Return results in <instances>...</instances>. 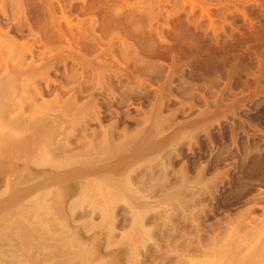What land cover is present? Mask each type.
Wrapping results in <instances>:
<instances>
[{
	"label": "rangeland",
	"instance_id": "obj_1",
	"mask_svg": "<svg viewBox=\"0 0 264 264\" xmlns=\"http://www.w3.org/2000/svg\"><path fill=\"white\" fill-rule=\"evenodd\" d=\"M0 264H264V0H0Z\"/></svg>",
	"mask_w": 264,
	"mask_h": 264
},
{
	"label": "bare ground",
	"instance_id": "obj_2",
	"mask_svg": "<svg viewBox=\"0 0 264 264\" xmlns=\"http://www.w3.org/2000/svg\"><path fill=\"white\" fill-rule=\"evenodd\" d=\"M18 156L21 157V154H19ZM19 159H20V158H19ZM23 159H24V158H23ZM17 161H18V160H17ZM19 161H20V160H19ZM13 164H14V162H13ZM19 164H20V162H19ZM23 164H24V163H23ZM28 164H29V162H28ZM30 164H31V163H30ZM14 165H15V164H14ZM14 165H13V166H14ZM25 165H27V164H25ZM25 165H24V166H25ZM31 165H32V164H31ZM31 165H30V166H31ZM16 166H17V164H16ZM18 166H19V165H18ZM27 166H28V165H27ZM30 166H29V168H30ZM32 166H33V165H32ZM32 166H31V167H32ZM14 168H15V166H14ZM17 168H19V167H17ZM20 169H21V168H19V170H20ZM26 169H27V168H26ZM16 170H17V169H16ZM26 171H27V170H26ZM27 174H28V173H27ZM28 176H29V175H28ZM28 176H27V177H28ZM19 178H20V177H19ZM49 180H50V179H49ZM49 180H48V182H50ZM10 182H12V181H10ZM45 182H46V181H45ZM15 183H16V181H15ZM46 184H47V183H46ZM8 185H9V184H8ZM12 185H13V184H12ZM43 185H44V184H43ZM13 187H14V186H12L11 189H13ZM31 187H32V186H31ZM6 189H7V188H6ZM14 189H15V188H14ZM15 190H17V188H16ZM8 191H9V190H8ZM8 191H7V192H8ZM22 191H25V190H22ZM28 191H29V190H28ZM9 192H11V191H9ZM32 192H33V191H32ZM14 193H15V192H14ZM21 193H23V192H21ZM16 195H18V194L16 193ZM22 195H23V194H22ZM24 196H25V195H24ZM17 197H18V196H17ZM25 197H26V196H25ZM21 198H22V197H21Z\"/></svg>",
	"mask_w": 264,
	"mask_h": 264
}]
</instances>
